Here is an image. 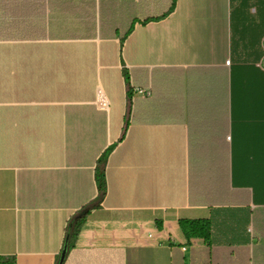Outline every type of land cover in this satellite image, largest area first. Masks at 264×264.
<instances>
[{"label":"crops","instance_id":"0c3cea01","mask_svg":"<svg viewBox=\"0 0 264 264\" xmlns=\"http://www.w3.org/2000/svg\"><path fill=\"white\" fill-rule=\"evenodd\" d=\"M86 209L63 264H264V0H2L0 256Z\"/></svg>","mask_w":264,"mask_h":264},{"label":"trees","instance_id":"16d2710c","mask_svg":"<svg viewBox=\"0 0 264 264\" xmlns=\"http://www.w3.org/2000/svg\"><path fill=\"white\" fill-rule=\"evenodd\" d=\"M2 0H0V8H1ZM102 186H100L101 188ZM86 210H82L75 214L70 223L67 226L64 248H66V253L74 247L75 239L80 230L81 223L85 220ZM180 225L186 236H199L203 237L205 240H209L211 237V222L206 218H198V219H180ZM159 226H162L161 221H159ZM61 256V255H60ZM60 256L57 259L56 264L59 263ZM0 264H16L15 260L0 256Z\"/></svg>","mask_w":264,"mask_h":264},{"label":"built area","instance_id":"2783aa9c","mask_svg":"<svg viewBox=\"0 0 264 264\" xmlns=\"http://www.w3.org/2000/svg\"><path fill=\"white\" fill-rule=\"evenodd\" d=\"M136 91L145 95L150 93L148 90H144V89H139V90L137 89ZM95 102L98 108L102 110L108 111L110 109V105H111L110 100L101 87L97 89Z\"/></svg>","mask_w":264,"mask_h":264},{"label":"water","instance_id":"95a60500","mask_svg":"<svg viewBox=\"0 0 264 264\" xmlns=\"http://www.w3.org/2000/svg\"><path fill=\"white\" fill-rule=\"evenodd\" d=\"M65 256H66V248L63 249L61 256H60V260L58 264H63L64 260H65Z\"/></svg>","mask_w":264,"mask_h":264}]
</instances>
